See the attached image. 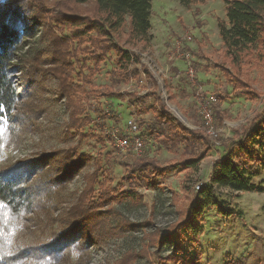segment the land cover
Listing matches in <instances>:
<instances>
[{"label": "trees", "instance_id": "obj_1", "mask_svg": "<svg viewBox=\"0 0 264 264\" xmlns=\"http://www.w3.org/2000/svg\"><path fill=\"white\" fill-rule=\"evenodd\" d=\"M178 1L189 6L194 0ZM222 1L227 22L218 21L223 59L216 68L233 84L234 91L258 99L246 79L241 78L240 69L244 65L256 69L264 66V0ZM50 6H55V11L48 17ZM151 9L152 0H0V128L18 121L29 124L40 117L43 113L39 107L40 94L52 77L57 98L64 101L69 116L65 136L77 139L76 146L0 167V205H4L0 208V264H56L67 262L72 256L85 259L94 246L136 232L142 234L141 249L127 250L112 264H136L140 258H145L146 264H199L197 257L181 256L178 232L185 228L197 235L200 230L194 219L213 204V190L262 192L261 185L252 179L258 174L257 166L264 171V97L261 109L241 127L233 129L230 138H217L222 155L212 167L209 188L200 191V198L189 207V214L184 217L187 212L182 211L184 215L179 222L164 236L155 226L153 216L132 222L114 208V202L125 192L107 185L109 170L103 168L101 157L79 153L77 145L86 136L84 127L91 122L80 93L85 92V85H91L108 54H113L115 66L109 70V86L94 93L103 97L129 95L128 101L134 108H144L153 116V121L142 122L139 128L158 138L161 148L169 152L182 148L174 165H161L147 156L133 161L124 176L129 186L128 199L134 200L132 195L138 186L154 190L174 169H196L208 156L212 144L201 127L189 128L178 121L158 97L148 105L149 94L118 91L139 78L141 56L131 49L149 46ZM55 28L59 33H55ZM36 33L39 46L22 54ZM141 70L151 79L145 65H141ZM106 119L105 115L100 117L99 125L104 126ZM223 119V113L216 110L215 121L221 123ZM80 174L84 187L66 204L62 194ZM37 212L50 217L58 213L52 219L58 229L51 231L44 242L10 239L11 233ZM3 213H7L6 222ZM167 245L172 246V255L163 258L161 252ZM150 249L156 263L150 260Z\"/></svg>", "mask_w": 264, "mask_h": 264}, {"label": "rangeland", "instance_id": "obj_2", "mask_svg": "<svg viewBox=\"0 0 264 264\" xmlns=\"http://www.w3.org/2000/svg\"><path fill=\"white\" fill-rule=\"evenodd\" d=\"M48 10L49 17L54 13L55 6H50ZM218 21L227 22L222 0H194L189 6L181 5L178 0H152L149 46L135 47L131 51L141 56V63L138 65L140 75L143 74L141 65H145L153 80L142 76L143 83L132 81L118 89L120 94L127 87H131L130 92L139 96L149 94L148 105L153 104L154 100L156 102L158 97L174 118L193 129L202 127L198 88L201 98L215 99L213 116L217 132L212 138L207 136L212 147L196 169L176 168L165 175L154 190L138 186L131 202L126 194L129 186L124 180L129 165L144 156L153 158L161 165H174L180 159L182 148L169 152L161 148L158 138L148 136V132L140 127L139 134L143 141L140 156L131 152L126 156L116 153L103 127H122L132 111L138 114V125L153 121V116L144 108H134L128 101L129 95L103 97L94 93L105 91L109 86V70L115 66L113 54H108L101 65V71L93 77L91 85H85V92L80 93L85 113L89 115L91 122L84 127L86 136L77 145L79 153L101 157L103 168L109 170L110 181L107 185L118 187L125 192L114 202V208L132 222H141L153 216V222L162 230L163 236L172 225L179 222L185 211L187 213L184 217L189 214V207L200 198V191L209 188L212 167L222 155L218 139L230 138L233 129L245 124L262 106L263 65L259 69L249 68L247 65L240 69L241 78L246 79L252 91L258 94V99L234 91L233 84L216 68L217 65H222L223 59ZM54 30L59 33L56 28ZM65 35H68V31ZM188 37L190 41H186ZM38 40L39 33H36L30 39L27 50L21 53L33 51L39 46ZM181 41L183 51L189 53L190 60L180 58L179 54L172 52L173 45ZM121 42L123 43V40ZM189 66L194 70L193 82L186 75ZM18 77L17 75L16 78ZM154 81L156 85L153 84ZM55 88L56 81L50 77L40 94L42 105L39 107L43 113L32 123H6L0 134L1 168L37 158L44 152L76 146V138L65 136L69 116L64 101L57 98ZM219 95L225 98L219 99ZM216 110L223 113L224 119L221 123L215 121ZM104 115L107 118L106 124L101 126L99 118ZM257 169L258 174L252 181L261 185L262 192H234L226 188L213 190V204L194 219L200 230L197 235H194L191 229L186 231L185 228L178 232L181 237L177 241L183 250L181 256L197 257L199 264H264V171L259 166ZM104 176L103 173L101 179ZM197 185L200 186L199 189L196 188ZM83 187L84 182L80 174L67 185L62 194L63 201L66 204L72 202ZM66 204L63 203V206ZM58 216V213L51 217L44 212L33 213L9 237L24 243L44 242L49 238L51 231L58 229V224L52 222V219ZM141 235V232H136L124 238H110L105 243L91 248L85 259L72 256L69 261H59L56 264H112L127 250L139 251ZM171 255L172 246L167 245L161 256L165 258ZM149 256L150 260L156 263L153 249L149 250ZM136 264H146L145 258L138 259Z\"/></svg>", "mask_w": 264, "mask_h": 264}, {"label": "built area", "instance_id": "obj_3", "mask_svg": "<svg viewBox=\"0 0 264 264\" xmlns=\"http://www.w3.org/2000/svg\"><path fill=\"white\" fill-rule=\"evenodd\" d=\"M186 41H190L189 37ZM172 52L174 54H179L178 57L185 60H190L189 53L183 51V42H176L172 47ZM140 72V71H139ZM186 75L193 82L194 70L191 66L187 68ZM145 78L144 73L139 76L137 83L141 84L144 82L142 80ZM178 77V75H176ZM137 84V85H138ZM195 85V84H193ZM126 91V92H124ZM131 87H127L121 91V94L132 93ZM145 95V94H143ZM197 95L199 96L198 107L200 110V117L202 123V131L204 134L210 138L216 135V129L214 127V116H213V103L214 98L209 97L208 99L201 98V91L198 88ZM107 139L113 145L117 154L126 156L128 153H133L135 156H140L143 151V141L139 134L138 126V115L135 111H132L129 118L126 120L125 124L122 127L112 126L110 128L103 127ZM197 189L200 188L199 185L196 186Z\"/></svg>", "mask_w": 264, "mask_h": 264}, {"label": "snow or ice", "instance_id": "obj_4", "mask_svg": "<svg viewBox=\"0 0 264 264\" xmlns=\"http://www.w3.org/2000/svg\"><path fill=\"white\" fill-rule=\"evenodd\" d=\"M3 132V129L2 128H0V133H2ZM0 208H4V205H0ZM3 221H7V213H3Z\"/></svg>", "mask_w": 264, "mask_h": 264}, {"label": "crops", "instance_id": "obj_5", "mask_svg": "<svg viewBox=\"0 0 264 264\" xmlns=\"http://www.w3.org/2000/svg\"><path fill=\"white\" fill-rule=\"evenodd\" d=\"M217 160V159H216Z\"/></svg>", "mask_w": 264, "mask_h": 264}]
</instances>
